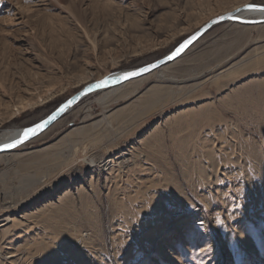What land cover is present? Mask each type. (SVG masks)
I'll return each instance as SVG.
<instances>
[{
    "label": "rangeland",
    "instance_id": "374dc122",
    "mask_svg": "<svg viewBox=\"0 0 264 264\" xmlns=\"http://www.w3.org/2000/svg\"><path fill=\"white\" fill-rule=\"evenodd\" d=\"M247 3L0 0V130ZM0 264H264V22L215 24L0 154Z\"/></svg>",
    "mask_w": 264,
    "mask_h": 264
},
{
    "label": "water",
    "instance_id": "95a60500",
    "mask_svg": "<svg viewBox=\"0 0 264 264\" xmlns=\"http://www.w3.org/2000/svg\"><path fill=\"white\" fill-rule=\"evenodd\" d=\"M245 10H264V5L262 4H255V3H247L241 6L238 9L233 11H228L221 15L215 16L207 21L204 25H202L197 31L190 34L186 37L177 47H175L171 52L165 54L164 56L160 57L159 59L142 65L140 67L132 68V69H125L118 72H113L104 76L99 80H95L91 83L84 85L81 89L75 92L72 96L68 99L60 103L47 117L42 119L40 122L33 124L28 127H24L21 133L14 138L7 139L0 143V154L9 152L10 150L19 147L25 142L31 140L32 138L36 137L44 130H46L51 124L57 121L64 113H66L73 105H75L78 101H80L85 96L102 89H107L111 87H115L120 85L128 80L136 79L141 76H144L148 73L153 72V70L166 65L168 63L173 62L177 58H179L199 37H201L209 28L214 26L215 24L228 21V22H237L243 24H253L255 21H248L239 18L238 14L241 11ZM39 125V127H38ZM29 129H36L34 133H29L28 137L25 139L24 134L29 131ZM15 145L14 147H6V145Z\"/></svg>",
    "mask_w": 264,
    "mask_h": 264
},
{
    "label": "bare ground",
    "instance_id": "6f19581e",
    "mask_svg": "<svg viewBox=\"0 0 264 264\" xmlns=\"http://www.w3.org/2000/svg\"><path fill=\"white\" fill-rule=\"evenodd\" d=\"M244 4V3H243ZM243 4H240V5H235V6H233L232 8H230V9H228V10H226V11H223L222 13H220V14H218V15H221V14H223V13H226V12H228V11H233V10H235V9H238L239 7H241V6H243ZM13 13V12H12ZM12 13H9V14H7V16H6V18L4 19L6 22H8V23H10V24H18L17 22H15V18H13L12 16H14V15H16V12L14 13V14H12ZM218 15H216V16H218ZM239 16V18H242L243 20H248V21H255L254 23H261V22H264V10L263 11H261V10H245V11H241L239 14H238ZM215 17V16H214ZM213 18V17H212ZM209 21V20H208ZM5 23V22H4ZM204 25V24H203ZM199 29V28H198ZM197 29V30H198ZM196 30V31H197ZM195 32V31H194ZM200 38V37H199ZM198 38V39H199ZM197 39V40H198ZM196 40V41H197ZM163 66H165V65H163ZM163 66H161V67H158L157 69H155V70H160ZM122 71V70H121ZM154 71V70H153ZM118 72V71H117ZM108 75V73L107 72H105L104 74H98L95 78H93V79H91V80H89V81H87L86 83H85V85L86 84H88V83H91V82H93V81H95V80H99V79H101V78H103L104 76H107ZM142 77V76H141ZM137 79V78H136ZM132 80H134V79H132ZM128 81H131V80H128ZM128 81H126V82H128ZM125 83V82H124ZM124 83H122V84H120V85H117V86H119V87H121V86H123L124 85ZM84 86V85H83ZM82 86V87H83ZM117 86H115V87H111V89H114V88H117ZM81 87V88H82ZM80 88V89H81ZM107 89H109V88H107ZM107 89H102V90H107ZM98 91H101V90H98ZM96 92V91H95ZM86 97V96H85ZM22 105V104H21ZM19 108V107H18ZM69 111V110H68ZM22 130H23V128H21ZM21 129H19L18 131H8L7 132V130L6 129H2V130H0V132H1V134H0V143H2L3 141H5V140H7V139H11V138H14V137H17L20 133H21ZM5 153H7V152H5ZM5 153H1V155H5ZM90 163H93V160H91L90 161Z\"/></svg>",
    "mask_w": 264,
    "mask_h": 264
},
{
    "label": "snow or ice",
    "instance_id": "6c2138e0",
    "mask_svg": "<svg viewBox=\"0 0 264 264\" xmlns=\"http://www.w3.org/2000/svg\"><path fill=\"white\" fill-rule=\"evenodd\" d=\"M38 127H39V125H38ZM35 131H36V129H29V131L24 134L25 139L28 137L29 133H34ZM14 146L15 145H12V144L6 145V147H14ZM68 251H69V253H73V249H71V248H68Z\"/></svg>",
    "mask_w": 264,
    "mask_h": 264
}]
</instances>
